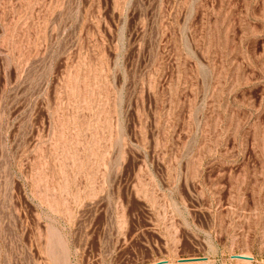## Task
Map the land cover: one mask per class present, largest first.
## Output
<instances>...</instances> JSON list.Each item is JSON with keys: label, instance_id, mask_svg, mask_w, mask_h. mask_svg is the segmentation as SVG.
<instances>
[{"label": "rangeland", "instance_id": "1", "mask_svg": "<svg viewBox=\"0 0 264 264\" xmlns=\"http://www.w3.org/2000/svg\"><path fill=\"white\" fill-rule=\"evenodd\" d=\"M156 263L264 264V0H0V264Z\"/></svg>", "mask_w": 264, "mask_h": 264}, {"label": "water", "instance_id": "2", "mask_svg": "<svg viewBox=\"0 0 264 264\" xmlns=\"http://www.w3.org/2000/svg\"><path fill=\"white\" fill-rule=\"evenodd\" d=\"M239 258H247V257H244V256H238ZM201 258H192V259H186V261H190V262H193V261H196V260H199ZM156 264H159V263H156Z\"/></svg>", "mask_w": 264, "mask_h": 264}]
</instances>
